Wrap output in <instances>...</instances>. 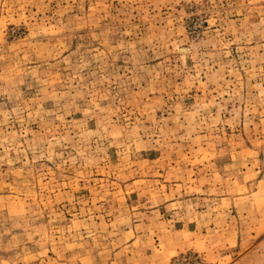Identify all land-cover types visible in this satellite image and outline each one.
I'll return each mask as SVG.
<instances>
[{
	"label": "rangeland",
	"instance_id": "obj_1",
	"mask_svg": "<svg viewBox=\"0 0 264 264\" xmlns=\"http://www.w3.org/2000/svg\"><path fill=\"white\" fill-rule=\"evenodd\" d=\"M147 247L264 264V0H0V264Z\"/></svg>",
	"mask_w": 264,
	"mask_h": 264
},
{
	"label": "crops",
	"instance_id": "obj_2",
	"mask_svg": "<svg viewBox=\"0 0 264 264\" xmlns=\"http://www.w3.org/2000/svg\"><path fill=\"white\" fill-rule=\"evenodd\" d=\"M204 245L205 244H178V245L175 244L174 248L171 247L170 249H167V251H169V254H167L165 257H170V259H171L172 257H174L176 255V253L178 251H180L182 249H187L189 247H192L195 249L203 248ZM149 246H150V244H149ZM146 250H147V254H148V257H147L148 259L146 260L147 264H155L154 260H156V259H155V257H153L155 252L151 248H148V247ZM151 250H152V252H151ZM141 259L137 261V264H141Z\"/></svg>",
	"mask_w": 264,
	"mask_h": 264
}]
</instances>
